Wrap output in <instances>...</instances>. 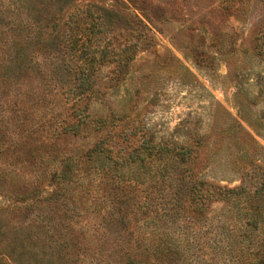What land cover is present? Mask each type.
Returning a JSON list of instances; mask_svg holds the SVG:
<instances>
[{
  "label": "rangeland",
  "instance_id": "rangeland-1",
  "mask_svg": "<svg viewBox=\"0 0 264 264\" xmlns=\"http://www.w3.org/2000/svg\"><path fill=\"white\" fill-rule=\"evenodd\" d=\"M88 5L103 59L77 105L63 66L21 69L0 48V262L128 264L132 246L158 264H257L236 211L260 214L263 239L264 0H73L64 11ZM102 140L118 166L64 182L61 163L87 169ZM131 154L151 170L138 177L122 163ZM194 180L242 200L198 211Z\"/></svg>",
  "mask_w": 264,
  "mask_h": 264
},
{
  "label": "trees",
  "instance_id": "trees-1",
  "mask_svg": "<svg viewBox=\"0 0 264 264\" xmlns=\"http://www.w3.org/2000/svg\"><path fill=\"white\" fill-rule=\"evenodd\" d=\"M72 1L9 0L6 5L5 2L0 4V12L4 10V14L9 20L7 23L0 21V48H6L9 62L21 67V69H26L25 66L28 63L38 59H41L43 63L48 62L51 67L54 66L56 71H59L63 66V70L70 77H73L72 82L74 84L72 85L77 92L78 100L75 102L77 105L96 81L95 67L102 66V63L99 62H102L103 55L98 56L94 39L97 34L101 33V31L96 32L95 27L103 25V22H99L97 25L94 23L95 20L89 5L84 10L75 7L76 11L65 13V8L69 7ZM50 73L54 75L53 68ZM73 87L71 86V89ZM102 119L96 120L102 122ZM86 122L87 117H85L84 122L82 117L79 121L69 122L64 128V133L74 132L73 134H76L81 124ZM112 154H114V150L111 146H106L103 140L98 141L87 151V164H89L87 169H81L79 164L68 158L61 163L60 176L64 182L73 181L75 176L73 169H77L79 175L83 174L78 178L79 180H82L81 178L84 176L92 175V171L98 176H106L112 170L108 164L112 163L118 166L120 162L119 159H116V163H113ZM122 163L126 166L135 164L139 167V171L137 168V171L135 170V174L139 173L138 177H142L141 174L145 171L151 170L146 167L144 159H139L138 155L134 154L125 158ZM121 167L124 166L121 164ZM129 169L130 172H133L132 170L135 168ZM56 173L57 171L54 174L55 178H57ZM168 174L169 165L165 164L160 171V179L165 178ZM242 193L237 188L215 187L210 183L194 180L190 189L191 198L189 202L190 205L195 204L194 209L198 211L208 210L215 201L232 202L236 207L242 200ZM56 200L54 199V201ZM22 202L24 201L22 200ZM236 212L238 215L244 214L248 217L247 221L242 222L239 231L241 230L244 234L242 235L243 240L245 238L249 243L248 248L251 255L256 258V263L264 264V238H258L256 233L260 226L258 220L260 214L256 215L255 211L250 213V208L246 211L239 208ZM108 213L111 218H114V212L108 211ZM250 216L255 217L250 219ZM239 237H241L240 234ZM135 244L139 245V242H135ZM133 250H135L134 247L128 246V264H158L160 260L150 258L148 254H144L142 251L140 255ZM0 264L2 263L0 262Z\"/></svg>",
  "mask_w": 264,
  "mask_h": 264
}]
</instances>
